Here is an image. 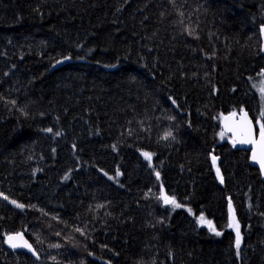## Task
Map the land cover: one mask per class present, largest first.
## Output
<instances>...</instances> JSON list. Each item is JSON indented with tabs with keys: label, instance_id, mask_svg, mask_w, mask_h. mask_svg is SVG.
Wrapping results in <instances>:
<instances>
[{
	"label": "trees",
	"instance_id": "trees-1",
	"mask_svg": "<svg viewBox=\"0 0 264 264\" xmlns=\"http://www.w3.org/2000/svg\"><path fill=\"white\" fill-rule=\"evenodd\" d=\"M262 25L264 0H0V264H264V180L222 129L262 132Z\"/></svg>",
	"mask_w": 264,
	"mask_h": 264
},
{
	"label": "water",
	"instance_id": "water-1",
	"mask_svg": "<svg viewBox=\"0 0 264 264\" xmlns=\"http://www.w3.org/2000/svg\"><path fill=\"white\" fill-rule=\"evenodd\" d=\"M260 37L261 53L264 55V25L260 27ZM222 129L234 142L236 149L248 152L251 167L257 169L264 180V167H262L261 163L264 161V135L257 128L255 120L246 111L229 114L222 120ZM145 160L152 169L154 154H150V158L146 157ZM169 204L165 203V205ZM9 237H13L11 242L9 241ZM13 244L16 247H13ZM29 245L30 247H28ZM4 246L13 254L25 253L33 257L36 261H40L38 252L23 232L11 233L4 236Z\"/></svg>",
	"mask_w": 264,
	"mask_h": 264
},
{
	"label": "rangeland",
	"instance_id": "rangeland-1",
	"mask_svg": "<svg viewBox=\"0 0 264 264\" xmlns=\"http://www.w3.org/2000/svg\"><path fill=\"white\" fill-rule=\"evenodd\" d=\"M260 87H261L260 92L263 94V93H264V89H263V88H264V84L261 83V84H260ZM215 170L218 171V169L216 168V166H215ZM231 209H232V208H231ZM237 222H238V221H237V219H236V216H235L234 210L232 209V211L230 210L229 227H230L231 230H233L234 232H236V234H237V227H238V229H239V225H238ZM200 223L203 224V225H205V226H208V227L211 226L210 222H208V221L205 220L204 218H203V220L200 219Z\"/></svg>",
	"mask_w": 264,
	"mask_h": 264
},
{
	"label": "snow or ice",
	"instance_id": "snow-or-ice-1",
	"mask_svg": "<svg viewBox=\"0 0 264 264\" xmlns=\"http://www.w3.org/2000/svg\"><path fill=\"white\" fill-rule=\"evenodd\" d=\"M13 103H15V102L13 101ZM48 131H51V129H48ZM261 134L264 135V126H262V133ZM145 155L150 158V154L145 153ZM213 159L215 160V157ZM261 163H262V167H264V161H262ZM157 175H159V174L157 173ZM221 180H222V178H221ZM5 199H7V197H5ZM12 203L15 204L16 201H12ZM165 203H172L175 205V207H180L179 204L175 203V200H169L167 197L165 198ZM17 206L21 207V208L24 207V205H22V204H19ZM200 219L203 220V217H201ZM77 231H80V229H77ZM217 234H219V233H217ZM237 236H238V239H237V248H238L239 247V229H238V227H237ZM12 239H13V237H9L10 242L12 241ZM12 246L16 247L15 244H13ZM28 247H30V245Z\"/></svg>",
	"mask_w": 264,
	"mask_h": 264
},
{
	"label": "bare ground",
	"instance_id": "bare-ground-1",
	"mask_svg": "<svg viewBox=\"0 0 264 264\" xmlns=\"http://www.w3.org/2000/svg\"><path fill=\"white\" fill-rule=\"evenodd\" d=\"M262 55V54H261ZM234 143V142H233ZM9 235V234H8ZM29 256V255H28Z\"/></svg>",
	"mask_w": 264,
	"mask_h": 264
}]
</instances>
